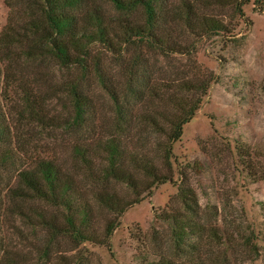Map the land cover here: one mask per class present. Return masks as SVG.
Segmentation results:
<instances>
[{
	"label": "rangeland",
	"instance_id": "obj_1",
	"mask_svg": "<svg viewBox=\"0 0 264 264\" xmlns=\"http://www.w3.org/2000/svg\"><path fill=\"white\" fill-rule=\"evenodd\" d=\"M234 1L162 0L163 14L178 10L183 15L192 5L194 16H212L227 29L193 33L174 19L167 24L171 39L185 54H159L131 44L119 52L94 42L82 70L57 66L47 54L30 58L24 54L32 44L24 29L37 15L40 0H0V37L23 34L19 42L0 48V256L6 250L24 256L25 264H145L163 255L184 263L194 245V253L206 264H264V11L249 0L240 5L238 14ZM93 7L111 25L124 17L110 0H85L76 11L79 20ZM128 17L140 22V9ZM138 53L153 82H162L173 71L177 78L211 77L198 109L171 144V180L155 183L149 193L124 209L108 237V248L95 242L77 243L60 234L51 236L36 225V213L55 215V210L37 200L16 198L12 191L18 185L17 171L35 159L57 163L86 195L104 187L127 200L136 197L112 180L89 184L72 149L75 145L91 149L97 139L112 133L114 106L108 90L119 101V90ZM72 80L86 105L83 121L66 127L73 115L66 87ZM131 107L136 114L149 109L150 101ZM144 136L145 150L153 156L154 137ZM127 145L128 150L134 149V140ZM183 182L195 195L193 213L185 211L177 196ZM161 212L194 219L213 228L215 237L204 232L175 248L168 222L157 218ZM110 216L93 204L92 227L98 234Z\"/></svg>",
	"mask_w": 264,
	"mask_h": 264
},
{
	"label": "trees",
	"instance_id": "obj_2",
	"mask_svg": "<svg viewBox=\"0 0 264 264\" xmlns=\"http://www.w3.org/2000/svg\"><path fill=\"white\" fill-rule=\"evenodd\" d=\"M84 1L40 0L37 15L30 17L24 29V36L32 42L24 54L28 58L47 54L56 61L57 66L84 70L89 46L94 42L108 49H119V52L125 51L126 46L131 44L159 54H185L184 48L171 39V30L167 24H171L174 19L181 21L193 33H217L227 29L224 23L212 16H194L192 5L187 6L188 10L183 15L178 10H173L169 16L163 14L160 8L162 0H110L115 8L124 12V17H119L116 23H106L103 15L94 7L86 10L84 20L80 21L76 11ZM193 1L201 3L209 0ZM213 1L222 3V0ZM248 1H234V9L238 14H241L240 5ZM252 1L255 8L264 11V0ZM136 8L140 9V22L128 17L129 12ZM22 37L23 34H3L0 37V48L19 42ZM138 55L141 56L138 53L131 60L130 76L119 90V101L116 94L108 90L114 106L112 133L97 139L91 149L78 145L72 149L84 171L83 177L87 178L89 184L112 180L133 191L136 197L127 200L103 186L102 189L90 190L86 195L76 185L72 175L57 163L49 159H35L31 165L17 171L18 185L12 191L16 198L37 200L55 210V215L46 216L43 210L36 213L39 220L36 225L44 227L51 236L60 234L77 243L95 242L108 248V237L124 209L136 202L138 197L141 198L143 193H149L155 183L171 180V144L179 138L182 124L198 109L211 77L177 78L176 71H173L168 72L162 82H153L150 70L147 71L145 67L146 61ZM66 87L72 97L73 115L65 122V126H78L83 121L86 100L73 80ZM147 100L150 101L149 109L132 113L133 103ZM145 134L154 137L153 156H149L145 150ZM130 140H134L135 148L128 150ZM140 177L148 178L149 182L144 184ZM177 196L185 211L193 213L196 199L187 183L178 186ZM93 204L111 214L103 222L99 234L92 227ZM157 218L168 222L175 248L184 239L199 238L204 232L215 237L213 228L183 217L181 213L161 212ZM191 248V258L184 263L161 255L145 264H206L194 253L197 250L195 246ZM26 261L24 256L9 255L6 250H2L0 256L1 264H25Z\"/></svg>",
	"mask_w": 264,
	"mask_h": 264
}]
</instances>
